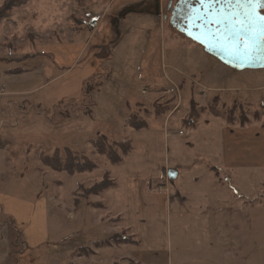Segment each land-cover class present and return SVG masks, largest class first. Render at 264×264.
Returning <instances> with one entry per match:
<instances>
[{"label": "rangeland", "instance_id": "rangeland-1", "mask_svg": "<svg viewBox=\"0 0 264 264\" xmlns=\"http://www.w3.org/2000/svg\"><path fill=\"white\" fill-rule=\"evenodd\" d=\"M91 2L83 0L76 7L74 0H0V10L5 4L10 6L0 16V193L28 201L21 206L15 200L8 209L0 205V210L6 208L11 216L0 218L3 249L9 245L8 264H138L132 246L139 242L117 210L121 204L115 201L121 203L123 178L118 166L135 150L128 129L135 130L130 123L139 119L147 123L144 129L168 123L190 133L199 122L203 128L211 120L213 125L208 128L220 125L218 131L205 133L204 146L216 156L205 162V168L208 164L212 168L205 177L214 187L228 185L229 179L257 181L253 196L259 206L264 204V141L259 138L250 142L245 135L228 132L224 143L221 139L223 125L236 124L239 128V124L252 122L257 132L264 127V68L238 71L203 59L195 50L185 51L191 39L170 22L178 0H162L156 17L162 23L156 30L162 40L177 42L168 47L175 49L178 59L176 77L165 76L170 65L163 59L156 67L161 75L153 74L145 80L136 73L134 77L120 76L104 88L108 105L100 108L96 107L98 92L110 77L113 58L85 85L81 102L69 101L48 109L35 88L8 91L12 84L26 83L28 74L9 75L21 73L28 58L46 61L41 52L46 40H69L78 33V26L90 22L85 8ZM159 53L163 58L161 47ZM183 54L188 55L187 63L182 60L186 56ZM128 63L134 67L138 61ZM128 80L136 81L133 92L126 86ZM75 81L71 76L62 85ZM112 111L119 115V124L105 123V116ZM189 118L195 120L194 126L185 124ZM102 137L107 138L112 151L123 156V162L112 164L107 155L98 152L93 142ZM221 151L225 157L218 155ZM61 162H91L96 167L74 173L53 168ZM105 178L111 181L110 186L92 192L94 185ZM235 190L239 191L237 187L226 191L227 196L232 198ZM253 190L241 189L248 193ZM44 205L49 211V224ZM259 228L264 229V221L259 220Z\"/></svg>", "mask_w": 264, "mask_h": 264}, {"label": "crops", "instance_id": "crops-1", "mask_svg": "<svg viewBox=\"0 0 264 264\" xmlns=\"http://www.w3.org/2000/svg\"><path fill=\"white\" fill-rule=\"evenodd\" d=\"M74 1L77 7L78 2ZM161 9L162 0H92L85 10L92 20L99 22V28L91 29L86 23L78 26V33L69 40H46L41 50L46 61H42L40 56L37 61L28 58L21 73L9 75L28 74L26 83L20 86L12 84L8 91L35 88L41 94L43 107L48 109L69 101L81 102L85 82L113 58L115 62L110 77L98 92L96 107L100 108L108 105L104 88L111 86L120 76L134 77L136 73L137 77L145 80L153 74L161 75L157 62L163 59L170 65L165 76L176 77L178 59L174 56L175 49L169 48L177 42L166 38L163 41L162 34L156 32L162 24L156 18ZM189 43L191 46L187 44L185 51L195 50L203 55V59L222 63L197 42L191 40ZM160 47L163 58L159 53ZM138 48L140 53L137 54ZM123 52L128 54L123 55ZM187 57L182 59L185 63L188 62ZM189 57L193 59L192 55ZM133 59L138 61L134 67L128 63ZM184 75L187 76L186 73ZM71 76L75 83L64 82L62 85V81ZM126 86L133 92L136 81L128 80ZM118 117L112 111L105 116V123L119 124ZM212 123V120L210 124L204 123L203 128L199 122L193 129L194 133L168 123L140 131L128 129L135 150L118 166L123 178L121 203L119 200L115 202L121 204L117 210L125 217L131 233L139 242L132 246L138 264H264V229L259 228V220L264 221V204L259 206L257 197L253 196L257 181V184L252 180L242 183L229 179L228 185L214 187L205 177L212 169L209 164L205 168V162L210 156L216 157L204 146L205 133L220 129V125L208 128ZM248 123L245 126L239 124V128L236 124L223 125V143L226 132L245 135L250 142L259 138L264 141V127L257 132L255 125ZM223 152L218 155L225 157ZM170 171L176 172L177 177L169 178ZM232 187L239 191H233L231 198L226 191L230 192ZM156 188L164 191H153ZM241 189L254 190L248 193ZM15 200L21 206L28 204L25 199L0 193V205L5 204L7 209ZM43 208L49 224L48 208L45 210V205ZM5 211L0 210V218L11 219L6 208ZM21 220L26 219L21 217ZM48 237L49 229L45 242ZM4 245L0 232V264H8L9 260V245L6 250ZM32 248L35 249L34 246Z\"/></svg>", "mask_w": 264, "mask_h": 264}, {"label": "snow or ice", "instance_id": "snow-or-ice-1", "mask_svg": "<svg viewBox=\"0 0 264 264\" xmlns=\"http://www.w3.org/2000/svg\"><path fill=\"white\" fill-rule=\"evenodd\" d=\"M183 3L184 0H181ZM217 11L204 18L202 36L240 62L264 59V0H199Z\"/></svg>", "mask_w": 264, "mask_h": 264}, {"label": "water", "instance_id": "water-1", "mask_svg": "<svg viewBox=\"0 0 264 264\" xmlns=\"http://www.w3.org/2000/svg\"><path fill=\"white\" fill-rule=\"evenodd\" d=\"M217 9L213 7L211 12L208 7H201L199 0H181L175 4L171 11L170 22L179 32L186 37L200 44L208 53L217 57L225 65L234 68L236 70L244 69H263L264 59H260L253 62H240L233 58L222 47L218 46L214 42L206 40L202 36V32L206 31L203 27L204 18H211V14L215 13ZM169 178H176L177 173L170 171L168 173Z\"/></svg>", "mask_w": 264, "mask_h": 264}, {"label": "trees", "instance_id": "trees-1", "mask_svg": "<svg viewBox=\"0 0 264 264\" xmlns=\"http://www.w3.org/2000/svg\"><path fill=\"white\" fill-rule=\"evenodd\" d=\"M84 1H86V0H84ZM78 2L81 4V2H83V0H78ZM9 9H10L9 4H5L3 6V8L0 10V16H2ZM92 19L93 18L91 16H87V20L91 21ZM76 21H78V20H76ZM91 79H93V78H91ZM91 79L87 80L85 82V85L89 81H91ZM229 120L233 121V117L229 118ZM185 124L194 126L195 120L191 121L189 118V120H185ZM130 126L135 130H141V129H144L147 127V123L145 121L139 119L136 121H132L130 123ZM93 143L96 146L98 152L101 154L107 155V157L109 158V160L112 164H119V163L123 162V156L112 151L110 144H108L107 138L102 137L99 140H95ZM118 145H121V144H118ZM125 153H127V152L125 151ZM53 166H54L53 168L56 170H66L69 173L92 171L96 167L95 164H93L91 162H89L88 164L80 163V162H73V163L68 164L67 162L66 163L61 162V163L55 164ZM110 184H111V181L108 180L107 178H105L102 182L94 185V187L92 188V192L96 193V192H99L101 190H104L105 188L109 187ZM127 240L128 239H124L123 241H127Z\"/></svg>", "mask_w": 264, "mask_h": 264}, {"label": "built area", "instance_id": "built-area-1", "mask_svg": "<svg viewBox=\"0 0 264 264\" xmlns=\"http://www.w3.org/2000/svg\"><path fill=\"white\" fill-rule=\"evenodd\" d=\"M89 26L91 29H98L99 28V22L97 20H92L89 22ZM153 191L162 193L164 190L162 188H156Z\"/></svg>", "mask_w": 264, "mask_h": 264}, {"label": "bare ground", "instance_id": "bare-ground-1", "mask_svg": "<svg viewBox=\"0 0 264 264\" xmlns=\"http://www.w3.org/2000/svg\"><path fill=\"white\" fill-rule=\"evenodd\" d=\"M229 67V66H228Z\"/></svg>", "mask_w": 264, "mask_h": 264}]
</instances>
